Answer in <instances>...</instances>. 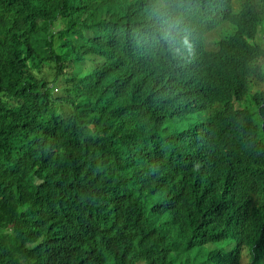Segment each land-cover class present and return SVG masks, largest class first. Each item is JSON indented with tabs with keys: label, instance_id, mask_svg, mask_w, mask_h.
I'll list each match as a JSON object with an SVG mask.
<instances>
[{
	"label": "trees",
	"instance_id": "16d2710c",
	"mask_svg": "<svg viewBox=\"0 0 264 264\" xmlns=\"http://www.w3.org/2000/svg\"><path fill=\"white\" fill-rule=\"evenodd\" d=\"M263 14L0 0V264H264Z\"/></svg>",
	"mask_w": 264,
	"mask_h": 264
},
{
	"label": "clouds",
	"instance_id": "9594fccd",
	"mask_svg": "<svg viewBox=\"0 0 264 264\" xmlns=\"http://www.w3.org/2000/svg\"><path fill=\"white\" fill-rule=\"evenodd\" d=\"M260 29H261V27H258L256 35H255L254 39L252 40L253 44L257 45L260 48L261 52H262V54L259 56V58L257 60V64H258L259 67L264 65V42L262 40V32H261ZM167 37H168V35H167ZM260 73H261L262 81H258V82H263V84H264V70H262V71L260 70ZM255 81L256 80H254L251 83V87L254 85ZM251 87H250V90H251Z\"/></svg>",
	"mask_w": 264,
	"mask_h": 264
},
{
	"label": "rangeland",
	"instance_id": "374dc122",
	"mask_svg": "<svg viewBox=\"0 0 264 264\" xmlns=\"http://www.w3.org/2000/svg\"><path fill=\"white\" fill-rule=\"evenodd\" d=\"M263 18H264V14H263ZM217 33V35L216 36H219V32H216ZM261 68H262V70H264V65L263 66H261ZM256 90H263L264 91V84H263V82H258V81H255V83H254V85L251 87V92H255ZM245 101H246V103L248 102H250L249 101V98H248V94L247 95H245V99H244ZM247 103V104H248Z\"/></svg>",
	"mask_w": 264,
	"mask_h": 264
}]
</instances>
